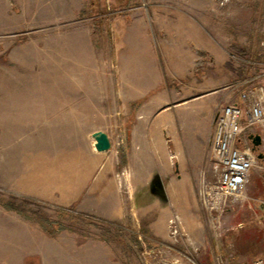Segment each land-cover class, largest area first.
<instances>
[{
  "label": "rangeland",
  "instance_id": "374dc122",
  "mask_svg": "<svg viewBox=\"0 0 264 264\" xmlns=\"http://www.w3.org/2000/svg\"><path fill=\"white\" fill-rule=\"evenodd\" d=\"M190 45L191 77L125 79L131 57L164 63ZM263 83L264 0H0V264L264 256V159L222 212L199 193L214 180L221 106L245 107ZM97 130L112 139L111 171H100ZM205 136L193 164L186 138Z\"/></svg>",
  "mask_w": 264,
  "mask_h": 264
},
{
  "label": "built area",
  "instance_id": "2783aa9c",
  "mask_svg": "<svg viewBox=\"0 0 264 264\" xmlns=\"http://www.w3.org/2000/svg\"><path fill=\"white\" fill-rule=\"evenodd\" d=\"M230 0H218L224 6ZM260 134L262 143L253 150L249 135ZM264 153V83L246 93L245 107L237 103L221 106L214 121L210 142L213 181L204 180L200 189L203 204L210 211L222 212L231 199L242 196L258 154ZM264 205V200H259ZM250 264H264V256Z\"/></svg>",
  "mask_w": 264,
  "mask_h": 264
},
{
  "label": "crops",
  "instance_id": "0c3cea01",
  "mask_svg": "<svg viewBox=\"0 0 264 264\" xmlns=\"http://www.w3.org/2000/svg\"><path fill=\"white\" fill-rule=\"evenodd\" d=\"M199 14V15H198ZM203 12H197L196 15L200 16ZM197 22L192 19L191 15L184 14L183 23L186 26L195 28V23ZM197 27V26H196ZM199 33V31H197ZM200 37V36H199ZM190 42V40H189ZM191 44V43H190ZM200 49L198 45L195 49V46L189 47H182V48H173V52L167 53L168 58L165 59L164 63L158 62L156 59H149L145 56L143 57H131L127 60L126 66L124 67L123 73L125 79L127 80H143V79H155L161 80L162 74H170L174 78L186 79V77H191L193 75L192 68L194 64V52ZM156 75V76H151ZM141 76V77H138ZM148 76V77H146ZM185 126V121L177 120L172 124L173 128H179ZM200 128V126H198ZM199 133V132H198ZM202 134V133H200ZM187 139V153L188 158L192 161V163H199V161L203 160L205 151L208 147V140L207 137H197V138H186ZM97 151V150H96ZM98 155L101 156L100 159V171H111L112 167V155H109L107 152H99L97 151ZM99 171V172H100ZM168 171V170H166ZM176 173L179 172V169L175 170ZM80 192L75 191L73 195L65 196V199H72L77 200L80 198ZM106 200H104L105 202ZM108 207H111L109 205ZM106 208V207H105Z\"/></svg>",
  "mask_w": 264,
  "mask_h": 264
},
{
  "label": "water",
  "instance_id": "95a60500",
  "mask_svg": "<svg viewBox=\"0 0 264 264\" xmlns=\"http://www.w3.org/2000/svg\"><path fill=\"white\" fill-rule=\"evenodd\" d=\"M92 137L94 138V147L99 152L109 151L112 148V139L110 135L103 131L97 130L93 132ZM249 138L252 139L253 150L257 151L260 144L262 143V138L260 134L253 135L250 134ZM258 158L264 159V153H259ZM261 208H264V205H261Z\"/></svg>",
  "mask_w": 264,
  "mask_h": 264
}]
</instances>
